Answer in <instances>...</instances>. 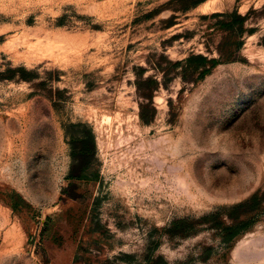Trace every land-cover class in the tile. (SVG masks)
Returning <instances> with one entry per match:
<instances>
[{"label":"rangeland","instance_id":"rangeland-1","mask_svg":"<svg viewBox=\"0 0 264 264\" xmlns=\"http://www.w3.org/2000/svg\"><path fill=\"white\" fill-rule=\"evenodd\" d=\"M0 264H264V0H0Z\"/></svg>","mask_w":264,"mask_h":264},{"label":"trees","instance_id":"trees-1","mask_svg":"<svg viewBox=\"0 0 264 264\" xmlns=\"http://www.w3.org/2000/svg\"><path fill=\"white\" fill-rule=\"evenodd\" d=\"M246 226V223H239L238 225H230L228 227H224V230H231V232L228 233L229 237L234 236L239 229L244 228Z\"/></svg>","mask_w":264,"mask_h":264},{"label":"bare ground","instance_id":"bare-ground-1","mask_svg":"<svg viewBox=\"0 0 264 264\" xmlns=\"http://www.w3.org/2000/svg\"><path fill=\"white\" fill-rule=\"evenodd\" d=\"M121 139V138H120ZM124 140V139H123ZM155 148V147H154ZM126 164L131 168V163H129V161L126 162ZM157 168V167H156Z\"/></svg>","mask_w":264,"mask_h":264}]
</instances>
